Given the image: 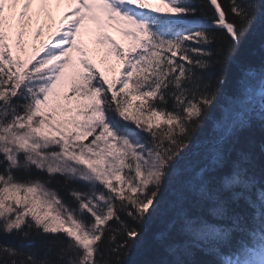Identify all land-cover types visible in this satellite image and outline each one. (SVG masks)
Here are the masks:
<instances>
[{
  "label": "snow or ice",
  "instance_id": "snow-or-ice-1",
  "mask_svg": "<svg viewBox=\"0 0 264 264\" xmlns=\"http://www.w3.org/2000/svg\"><path fill=\"white\" fill-rule=\"evenodd\" d=\"M258 22L264 0H0V264H128L170 179L157 264H264V174L231 151L264 66L197 138Z\"/></svg>",
  "mask_w": 264,
  "mask_h": 264
},
{
  "label": "trees",
  "instance_id": "trees-1",
  "mask_svg": "<svg viewBox=\"0 0 264 264\" xmlns=\"http://www.w3.org/2000/svg\"><path fill=\"white\" fill-rule=\"evenodd\" d=\"M246 66H254L256 69L264 66V25H261L259 22L243 41L229 70L228 82L224 87L223 94L218 97L213 108L209 110L208 118L204 126L198 131L197 138L208 136L214 121L218 122L220 119L222 107L229 105L228 98L239 97V86L237 85V79L240 76L239 69ZM253 86L257 93V101L252 102V107L254 109L264 108V103L258 100L259 84L253 81ZM262 147H264V126L261 125L259 120L242 132L238 140L231 147L233 156L242 151H247L251 154V171L257 179L264 174V152L261 151ZM179 187V182L176 183L174 179L169 180L167 185L169 196L161 203L158 211L153 213L149 218L142 237L131 250L128 264H157V262L168 258L164 252L162 241L157 239V237L160 234L169 232L170 224L176 215L174 209L177 207L176 202L171 199V196ZM0 242L14 243L7 239L0 240ZM196 259L209 260L211 258L197 256Z\"/></svg>",
  "mask_w": 264,
  "mask_h": 264
},
{
  "label": "rangeland",
  "instance_id": "rangeland-1",
  "mask_svg": "<svg viewBox=\"0 0 264 264\" xmlns=\"http://www.w3.org/2000/svg\"><path fill=\"white\" fill-rule=\"evenodd\" d=\"M65 10H68V5H61L59 11L56 13L57 18L59 16V12H62V11H65ZM48 31H49V27H48V24L45 22L44 23V27H43V33L47 34ZM113 35H115V34H113ZM85 40L87 41L88 37H85ZM36 42L38 43L39 40H37ZM98 66L101 67V70H104L106 68V65H99L98 64ZM85 142H87V141H85ZM113 183L115 184L116 182L113 181Z\"/></svg>",
  "mask_w": 264,
  "mask_h": 264
}]
</instances>
